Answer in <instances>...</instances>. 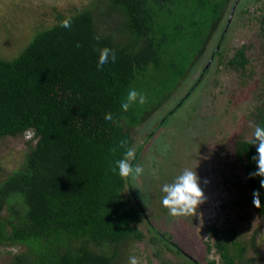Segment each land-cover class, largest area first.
Listing matches in <instances>:
<instances>
[{
    "label": "trees",
    "instance_id": "1",
    "mask_svg": "<svg viewBox=\"0 0 264 264\" xmlns=\"http://www.w3.org/2000/svg\"><path fill=\"white\" fill-rule=\"evenodd\" d=\"M241 4V0H92L70 12L54 8V23L38 31L19 56L0 58V142L27 138L16 168L7 170L0 158V247L16 250L7 252L0 264H128L131 254H139L134 253L139 244H152L155 238L173 242L172 235L155 230L144 204L134 197L135 177H121L113 168L127 147L135 152L131 161L135 165L144 146L155 144L150 126L164 124L182 99L174 108L156 113L169 99L174 101L181 83L207 51L217 72L226 67L234 74L237 90L230 93L229 102H241L245 99L241 90L261 82L252 107L242 110L250 122V138L236 139L231 153L232 170L236 163L241 166L250 205L264 222L261 178L249 177L256 169L254 126L264 123V79L254 77L247 54L252 44L239 38L226 43ZM241 13L247 22L259 24L264 37V0H253ZM96 49L115 53L118 64L102 73ZM207 66L189 91L201 82ZM130 88L143 91L148 100L124 111L121 103ZM109 115L116 118V125H107ZM151 153L153 158L156 154ZM148 162L150 178L156 175L154 185L153 179L148 182L162 196V185L170 182L158 171L165 162L158 167ZM183 164L180 160L175 165ZM145 189L153 192L149 186ZM254 191L261 192L256 204ZM142 223L148 226L149 238ZM208 231L221 264H245V245L215 226ZM153 256L161 264H175L161 257V249ZM256 263L253 257L246 261Z\"/></svg>",
    "mask_w": 264,
    "mask_h": 264
},
{
    "label": "rangeland",
    "instance_id": "2",
    "mask_svg": "<svg viewBox=\"0 0 264 264\" xmlns=\"http://www.w3.org/2000/svg\"><path fill=\"white\" fill-rule=\"evenodd\" d=\"M91 1L0 0V58L12 60L19 56L38 31L54 23L56 14L54 8L70 12L73 8L89 6ZM241 1L243 5L238 6L236 14L231 19V29L227 34L226 43L239 38L253 45L247 54L253 60L254 77L260 81L264 79L263 31L257 22L254 20L247 22V17L241 13L242 9L249 7L253 0ZM262 29L264 30V23ZM216 39L213 38L211 45L216 43ZM209 55V51L204 53L192 67L186 81L181 83L174 101L169 99V102L164 103L156 113L161 115L163 111L174 108L177 105L175 103L192 87L207 63L206 73L201 76V82L194 86L187 98H182V104L166 118L161 130L154 135V139H157L155 144L147 149L144 147L143 153L141 152L137 165H142L144 171L140 176L132 179L135 190L133 193L138 203L144 204L153 227L159 233L172 235L173 241L178 243L183 252L195 258L199 264H209L210 260H216L221 264L215 248V239L208 231L210 225L220 229L227 237L233 235L246 246L245 264L252 257L255 262L261 263L264 260V222L250 205L248 180L241 166L236 163V168L232 170L231 153L236 139L250 138L247 128L250 122L247 117H242V110L248 106L252 107L253 97L258 94V85L261 82L247 84V87L241 90V96L245 98L241 102L236 100L229 102L230 93L237 90L234 74L226 67L217 72L216 63L208 62ZM26 139L22 137L16 141L8 139L4 144L0 142V158L7 170L17 167L20 161L19 149L25 148ZM165 148L169 151H165ZM152 151L156 154L153 158ZM148 160L153 161V166L165 162L163 169L158 170L156 166L153 170L154 173L160 171L161 178L170 182L179 173L175 171L176 169L197 167L205 201L190 215L171 216L161 203L164 194L160 196L153 190L156 175L154 177L152 173L150 178L152 171ZM180 160L185 164L175 165L180 163ZM188 160L191 161V166L186 164ZM226 165L229 168H226ZM150 179H153L151 180L153 185L148 182ZM147 186L151 187L153 192L144 190ZM161 207L164 209V216L159 214L160 209L163 211ZM140 228L147 238L151 236L146 223H142ZM232 230L234 233H231ZM155 242L158 244H154ZM157 249H161L163 259H169L172 263L193 264L185 256L176 254L173 247L162 243L159 238H155L152 244L145 242L137 245L134 253L139 254L130 256H136L138 264H146L148 261L150 264H161V259L153 256ZM9 251L16 252L12 248L0 247V263Z\"/></svg>",
    "mask_w": 264,
    "mask_h": 264
},
{
    "label": "clouds",
    "instance_id": "3",
    "mask_svg": "<svg viewBox=\"0 0 264 264\" xmlns=\"http://www.w3.org/2000/svg\"><path fill=\"white\" fill-rule=\"evenodd\" d=\"M65 27L70 24L65 21ZM79 44L77 43V47ZM98 54V68L103 73L111 67H115L118 62V56L112 51L106 49H96ZM148 96L143 91L136 88H130L121 103V108L127 111L132 105H143L147 102ZM109 126L116 125L115 117L109 115L106 119ZM126 141H121L122 145H126ZM251 145L256 148L253 160L256 163V169L249 173L250 178L260 177V186L264 188V123H257L254 126L253 139ZM135 159V152L132 147H127L122 157L115 162L114 172L121 177H138L144 169L142 165H133L131 161ZM163 196L161 198L162 205L167 209L168 213L174 217H182L192 214L205 201V193L201 187V178L195 169L184 167L171 182L164 183L161 188ZM260 191L253 192V202H260ZM128 264H138L136 256H129Z\"/></svg>",
    "mask_w": 264,
    "mask_h": 264
},
{
    "label": "flooded vegetation",
    "instance_id": "4",
    "mask_svg": "<svg viewBox=\"0 0 264 264\" xmlns=\"http://www.w3.org/2000/svg\"><path fill=\"white\" fill-rule=\"evenodd\" d=\"M191 88V87H190ZM189 88V89H190ZM190 92L191 91H186V92H184L183 93V95L180 97V99H185V98H187L189 95H190ZM180 105V104H179ZM177 106V105H176ZM162 120V119H161ZM163 120H165V118L163 117ZM166 121V120H165ZM164 124H165V122H164ZM163 124V122L160 124H158V123H156V124H154L153 126H150V132L149 131H147V129H146V131H145V133L146 134H148V132H149V137H150V139H152L153 140V137H154V135L156 134V133H158L160 130H161V127L164 125ZM148 129H149V127H148ZM151 142L149 141V144H150ZM141 145V144H140ZM144 147H146V146H144ZM149 147V146H148ZM168 151H169V149H168ZM140 157V156H139ZM135 165H137V163L135 164ZM134 197H135V195H134ZM138 201V200H137ZM150 222V221H149ZM150 224L152 225V223L150 222ZM153 226V225H152ZM156 230V229H155ZM161 234V233H160ZM214 238V237H213ZM173 239V238H172ZM173 241V240H172ZM180 241V240H179ZM178 241V242H179ZM180 243V242H179ZM167 245H169V246H171V247H173L174 249H175V251L177 252L176 254H181L182 256H185L186 257V259L187 260H189V261H191L193 264H199V262H197L196 261V259L195 258H193L192 256H190V255H187V254H185L184 252H183V249L178 245V243L176 242V241H173V242H171V244H170V242H168V244ZM168 249H170L169 247H168Z\"/></svg>",
    "mask_w": 264,
    "mask_h": 264
},
{
    "label": "water",
    "instance_id": "5",
    "mask_svg": "<svg viewBox=\"0 0 264 264\" xmlns=\"http://www.w3.org/2000/svg\"><path fill=\"white\" fill-rule=\"evenodd\" d=\"M232 11H233V7L231 8V13H230V15H229V17H228V21H227V23H226V26L228 25L229 20H230V18H231V16H232Z\"/></svg>",
    "mask_w": 264,
    "mask_h": 264
},
{
    "label": "bare ground",
    "instance_id": "6",
    "mask_svg": "<svg viewBox=\"0 0 264 264\" xmlns=\"http://www.w3.org/2000/svg\"><path fill=\"white\" fill-rule=\"evenodd\" d=\"M156 23V22H155ZM157 39V38H156ZM220 41V40H219ZM238 49V48H237ZM237 57V56H236ZM216 74V73H215ZM187 77V76H186ZM168 89H169V87H168ZM175 93V92H174ZM231 140H233V139H231ZM235 147V146H234ZM239 166V165H238Z\"/></svg>",
    "mask_w": 264,
    "mask_h": 264
}]
</instances>
